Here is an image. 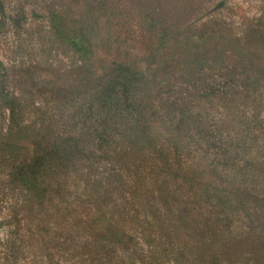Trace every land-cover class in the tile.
<instances>
[{
    "label": "rangeland",
    "instance_id": "rangeland-1",
    "mask_svg": "<svg viewBox=\"0 0 264 264\" xmlns=\"http://www.w3.org/2000/svg\"><path fill=\"white\" fill-rule=\"evenodd\" d=\"M3 2L13 19L0 16V152L11 155L0 165V264H67L71 255L53 247L69 227L115 226L119 215L136 234L132 253L113 264H184L163 249L176 243L168 230L200 239L205 226L219 236L261 226L264 211L235 200L264 196V81L231 71L251 60L264 66V0H207L165 42L136 0L115 1L119 9L100 0ZM221 28V61L185 65ZM155 54L175 55V78L164 71L174 63ZM114 61L132 67L135 88L130 108L117 102L103 114L95 94ZM41 138L61 150L50 147L45 166L29 170ZM8 203L22 206L32 234L18 262L1 241Z\"/></svg>",
    "mask_w": 264,
    "mask_h": 264
},
{
    "label": "trees",
    "instance_id": "trees-1",
    "mask_svg": "<svg viewBox=\"0 0 264 264\" xmlns=\"http://www.w3.org/2000/svg\"><path fill=\"white\" fill-rule=\"evenodd\" d=\"M3 1L4 0H0V16L3 24H5L13 18L6 12L7 7L4 5ZM100 1H103V5L106 8L107 5H109L108 7H110V9L112 7L114 8V6L118 9L119 6L122 7V5H115V1H123L128 4L130 2V0ZM206 1L207 0H136V3L139 5L138 8L143 7L148 11L146 12L147 17L153 22L154 27L157 28V34L160 35L159 39L165 42L164 39L169 38L170 33L180 32V27L185 25L190 16L203 10ZM192 27L194 26L188 25V29H192ZM223 32L224 29L222 28L215 31L216 38H209L208 44L203 46V48H197L198 50L193 48V52L187 55L184 64L192 66L193 63L199 62L198 59L200 58L204 61L214 59H219L221 61L225 55ZM260 34L264 36V33L260 32ZM188 38L191 39L192 37ZM175 40L177 42V38H175ZM185 42H177V44H181V47L187 50L189 41L186 39ZM75 45L83 51L85 50V46H88L84 40L75 43ZM196 53L198 54L196 55ZM174 56L170 61L167 60L163 62L164 56L160 58L159 55L155 54V57H159L158 59L164 63L165 67H167L169 63H174L172 65L173 69L176 66L178 67ZM236 56L238 59H241L240 56ZM236 56H234V58H236ZM191 58H195L196 60L192 61ZM247 59L250 60L252 57L249 56ZM237 68L235 66L234 69H236V71H231L233 76H240L242 74L248 76L251 74L249 75L250 79L256 78L257 81H264V66L257 65L253 60L246 62V64L238 62ZM176 69H174L173 72L168 70L164 71L165 74L175 78ZM239 72H241V74ZM188 77L191 78L190 75ZM105 83V87L101 89L99 93L95 94V100L98 101L101 106L100 110L103 114L111 112L112 105H117V102L119 105L124 104V106H129L128 108L131 107L130 93L135 88L136 82L135 73L132 72V67L129 64L114 61L112 75ZM214 85L221 84L214 82ZM193 87L195 88L196 85L193 84ZM119 110L123 113L127 111V109L120 108ZM105 124L107 125L106 122ZM8 143L10 145V142ZM35 145H37L38 151L35 159L28 165L27 169L30 170V168H32L34 171H40L46 164V153L48 150L52 149V151H56V149H58V151H60L61 149L58 143L49 139L46 141L41 138ZM48 153L52 152L49 151ZM10 159V154H2L0 152V165H3V162H9ZM22 169L25 168H19V171ZM251 200L257 205V209L264 211V196L248 194V198H241L235 201L240 207H244V205ZM225 203L229 205L228 200H225ZM6 207V212L4 213L2 221H4L7 228L1 241L8 252L9 250H11V252L13 251L11 257L14 261L18 262L25 255L26 249L30 245V243L26 241L27 235L30 234V228L29 226H24L25 221L22 216L23 208L21 205L8 203ZM260 216L261 218L258 217L257 221H260L259 223H261V226H256V228L251 226L250 232L245 236L232 233L219 236L216 228L213 226H205L207 229L205 234H201L205 230L199 229V233L202 236L200 239L197 238L198 231H195L194 234H181L180 231L178 232L176 229L173 231L167 229L172 236L175 237L176 243L167 244L163 249L164 251H171L170 248L176 250L177 258L184 264H243L245 262L251 264H264V223L261 222V220H264V213H261ZM122 217H124V215L118 216V219L115 221V226H87L80 227L79 229L78 227H69L64 232L66 237H64V239L58 238L53 249L59 250L60 252H58V254L71 255L69 256L70 258L64 257V260L69 262L67 264H113V260L120 252L132 253L133 251H130L127 244L132 242L136 232L127 228V226L118 225V222L123 220ZM216 220H221V218L216 217ZM222 221L224 223L223 219ZM222 221H217V223ZM224 224L225 226H230L231 222L225 221ZM31 235L32 234L29 236ZM82 238L84 242H78V239ZM37 243L39 244L40 241H37ZM56 255L57 254H52V257L54 258ZM52 264H57L54 262V259Z\"/></svg>",
    "mask_w": 264,
    "mask_h": 264
}]
</instances>
